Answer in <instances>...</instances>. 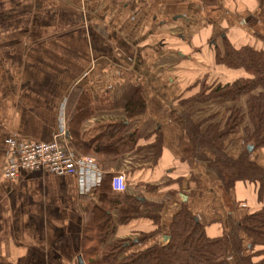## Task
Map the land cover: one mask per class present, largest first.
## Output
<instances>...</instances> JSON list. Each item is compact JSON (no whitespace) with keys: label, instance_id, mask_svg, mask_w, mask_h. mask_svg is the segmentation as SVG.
I'll return each instance as SVG.
<instances>
[{"label":"crops","instance_id":"crops-1","mask_svg":"<svg viewBox=\"0 0 264 264\" xmlns=\"http://www.w3.org/2000/svg\"><path fill=\"white\" fill-rule=\"evenodd\" d=\"M224 42L264 52V0H0V264L85 262L88 220L105 206L95 189L110 175L124 174L128 192L108 197L116 203L108 243H132L128 253L163 244L184 206L210 239L261 210L258 186L225 189L185 129L188 102L203 86L209 93L251 77L217 62ZM76 91L88 103L76 115L89 117L84 141L122 123L136 146L109 173L93 158L95 168L76 175L7 179L9 143H51L68 132ZM135 96L145 108L130 120ZM227 144L231 157L242 154L241 134ZM251 158L264 166V149ZM131 207L143 217L120 223Z\"/></svg>","mask_w":264,"mask_h":264},{"label":"trees","instance_id":"trees-1","mask_svg":"<svg viewBox=\"0 0 264 264\" xmlns=\"http://www.w3.org/2000/svg\"><path fill=\"white\" fill-rule=\"evenodd\" d=\"M217 62L232 70H245L250 78L237 80L232 85L218 86L189 100L185 129L195 150V157L206 163L227 190L238 182L256 184L259 195L264 194V166L252 160L254 152L264 149V52L250 47L235 49L224 42L217 51ZM79 96L69 103L68 137L77 153L97 158L103 170L109 173L120 157L133 149L138 141L136 133L126 137V124L103 127L104 131L90 141H84L81 126L88 118L79 120L78 111L88 110V103ZM144 102L135 96L127 105L130 120L143 113ZM208 114V115H206ZM79 122H74V121ZM241 134L243 152L238 158L228 153L230 137ZM249 148L253 151L250 152ZM207 149L212 158H202ZM106 176L95 193L101 195L104 208L95 206L88 220L83 254L87 264H264V207L238 222L234 229L221 238L210 239L205 226L184 206L174 217L167 240L143 251L128 253L132 243L109 245L112 212L116 203L108 197L113 194L111 180ZM146 203L139 201L137 204ZM120 223L143 217L137 207L122 209ZM128 254L124 259L119 257Z\"/></svg>","mask_w":264,"mask_h":264},{"label":"built area","instance_id":"built-area-1","mask_svg":"<svg viewBox=\"0 0 264 264\" xmlns=\"http://www.w3.org/2000/svg\"><path fill=\"white\" fill-rule=\"evenodd\" d=\"M96 160L79 155L71 148L66 129H62L51 143H9L7 164L4 172L6 178L16 181L22 171L48 172L56 176L76 175L95 168ZM114 193L128 192V180L124 174L112 178Z\"/></svg>","mask_w":264,"mask_h":264},{"label":"water","instance_id":"water-1","mask_svg":"<svg viewBox=\"0 0 264 264\" xmlns=\"http://www.w3.org/2000/svg\"><path fill=\"white\" fill-rule=\"evenodd\" d=\"M249 151L252 152L253 149L249 148ZM167 240V238H165ZM79 264H85V262L83 261L82 257H79Z\"/></svg>","mask_w":264,"mask_h":264},{"label":"rangeland","instance_id":"rangeland-1","mask_svg":"<svg viewBox=\"0 0 264 264\" xmlns=\"http://www.w3.org/2000/svg\"><path fill=\"white\" fill-rule=\"evenodd\" d=\"M232 262H233L232 264H239L237 259H233Z\"/></svg>","mask_w":264,"mask_h":264}]
</instances>
